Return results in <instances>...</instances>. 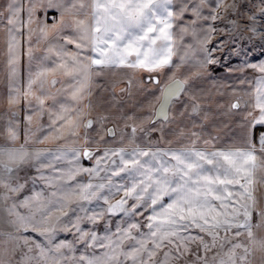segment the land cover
<instances>
[{
    "label": "snow or ice",
    "instance_id": "1",
    "mask_svg": "<svg viewBox=\"0 0 264 264\" xmlns=\"http://www.w3.org/2000/svg\"><path fill=\"white\" fill-rule=\"evenodd\" d=\"M0 82V264H264V0H0Z\"/></svg>",
    "mask_w": 264,
    "mask_h": 264
},
{
    "label": "crops",
    "instance_id": "2",
    "mask_svg": "<svg viewBox=\"0 0 264 264\" xmlns=\"http://www.w3.org/2000/svg\"><path fill=\"white\" fill-rule=\"evenodd\" d=\"M22 70H23V67H22ZM221 74H222V70L221 69L220 70L218 69L217 70V75H221ZM5 90H6V86L2 82H0V92H3ZM22 135H23V133H22V130H21V137H22ZM85 161H87V160H85Z\"/></svg>",
    "mask_w": 264,
    "mask_h": 264
},
{
    "label": "rangeland",
    "instance_id": "3",
    "mask_svg": "<svg viewBox=\"0 0 264 264\" xmlns=\"http://www.w3.org/2000/svg\"><path fill=\"white\" fill-rule=\"evenodd\" d=\"M257 51H259L258 49H257ZM223 59V58H222ZM238 62V58L237 57H235V56H233V57H231V58H229L228 59V63H237ZM219 69V68H218ZM220 70V69H219ZM217 71V70H216ZM84 163H87L88 161H83ZM89 163V162H88Z\"/></svg>",
    "mask_w": 264,
    "mask_h": 264
},
{
    "label": "trees",
    "instance_id": "4",
    "mask_svg": "<svg viewBox=\"0 0 264 264\" xmlns=\"http://www.w3.org/2000/svg\"><path fill=\"white\" fill-rule=\"evenodd\" d=\"M217 70H218V68H217Z\"/></svg>",
    "mask_w": 264,
    "mask_h": 264
}]
</instances>
